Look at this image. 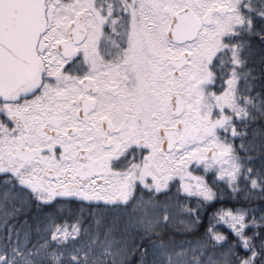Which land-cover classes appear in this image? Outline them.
Segmentation results:
<instances>
[{"label":"snow or ice","instance_id":"snow-or-ice-1","mask_svg":"<svg viewBox=\"0 0 264 264\" xmlns=\"http://www.w3.org/2000/svg\"><path fill=\"white\" fill-rule=\"evenodd\" d=\"M0 264H264V0H0Z\"/></svg>","mask_w":264,"mask_h":264},{"label":"trees","instance_id":"trees-1","mask_svg":"<svg viewBox=\"0 0 264 264\" xmlns=\"http://www.w3.org/2000/svg\"><path fill=\"white\" fill-rule=\"evenodd\" d=\"M253 164L255 167H260L262 165V160L260 159L259 156L255 158ZM253 203L259 205L260 201L254 200ZM33 210H35V205H33ZM210 211H212V208H209L205 213H203L201 218V223L198 226V230L192 234V237H187L181 234L179 220L182 219V217L179 215L175 217L171 225L165 228L164 230L165 236H172L176 240L195 238L197 236H200L203 233L204 229L208 226V212ZM41 212L50 213L56 223H60V224L67 223L70 226L71 223L74 222L76 220V217L79 215V204L76 202L57 201L54 204L50 203V204L42 205ZM30 215L31 213H29V216ZM20 219H23V217L21 216ZM86 222L87 221H85V223ZM218 229L220 231H224L222 225L218 226Z\"/></svg>","mask_w":264,"mask_h":264}]
</instances>
